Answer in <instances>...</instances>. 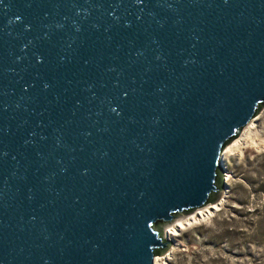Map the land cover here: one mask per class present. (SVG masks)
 Here are the masks:
<instances>
[{
  "label": "water",
  "instance_id": "obj_1",
  "mask_svg": "<svg viewBox=\"0 0 264 264\" xmlns=\"http://www.w3.org/2000/svg\"><path fill=\"white\" fill-rule=\"evenodd\" d=\"M261 105L264 0H0V264H153Z\"/></svg>",
  "mask_w": 264,
  "mask_h": 264
},
{
  "label": "rangeland",
  "instance_id": "obj_2",
  "mask_svg": "<svg viewBox=\"0 0 264 264\" xmlns=\"http://www.w3.org/2000/svg\"><path fill=\"white\" fill-rule=\"evenodd\" d=\"M255 118L256 147L246 146L241 155L232 156H222V149L218 173L222 185L218 183L215 192L218 199L225 186V173L228 182L220 210L171 239L164 236L165 226L195 210L153 226L166 242L164 248L155 251L154 258L167 255L158 264H264V105Z\"/></svg>",
  "mask_w": 264,
  "mask_h": 264
},
{
  "label": "bare ground",
  "instance_id": "obj_3",
  "mask_svg": "<svg viewBox=\"0 0 264 264\" xmlns=\"http://www.w3.org/2000/svg\"><path fill=\"white\" fill-rule=\"evenodd\" d=\"M254 118V117H253ZM251 119L244 127L241 134L235 136L232 140L225 144L223 147L222 156H232L234 154H242V149L246 146L256 147L258 144L255 142V138L258 131H254L255 119ZM264 143V142H263ZM223 182L225 186L221 192V197L212 203H208L205 206L195 209V212L189 214L188 216H179L176 220L172 221L170 225L165 226L164 236L166 239H171L172 237L178 236L181 231L195 224H200L209 220L216 212H218L224 202V197L227 193V182L228 174H224ZM160 237V235H159ZM161 238V237H160ZM167 255L155 257L153 259V264H158L160 261L165 260Z\"/></svg>",
  "mask_w": 264,
  "mask_h": 264
}]
</instances>
